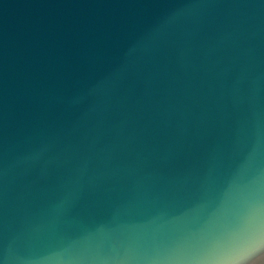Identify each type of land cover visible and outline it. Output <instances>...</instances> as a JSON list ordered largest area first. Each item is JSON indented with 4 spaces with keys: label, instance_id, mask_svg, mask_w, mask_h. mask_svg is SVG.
<instances>
[{
    "label": "water",
    "instance_id": "1",
    "mask_svg": "<svg viewBox=\"0 0 264 264\" xmlns=\"http://www.w3.org/2000/svg\"><path fill=\"white\" fill-rule=\"evenodd\" d=\"M0 264H264V0H0Z\"/></svg>",
    "mask_w": 264,
    "mask_h": 264
}]
</instances>
